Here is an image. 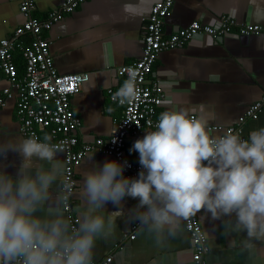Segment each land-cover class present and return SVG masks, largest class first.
<instances>
[{"label":"clouds","instance_id":"clouds-1","mask_svg":"<svg viewBox=\"0 0 264 264\" xmlns=\"http://www.w3.org/2000/svg\"><path fill=\"white\" fill-rule=\"evenodd\" d=\"M136 79L130 69L113 99L135 101ZM208 126L203 105L163 111L155 130L129 149L139 154L137 178L124 175L127 161L101 166L92 157L78 191L50 136L0 143V264H93L96 242L114 235L125 198L138 201L129 222L146 228L157 245L200 213L221 221L230 248L264 264V126L247 139L234 131L213 136ZM73 195L80 201L77 227L63 211Z\"/></svg>","mask_w":264,"mask_h":264},{"label":"crops","instance_id":"crops-1","mask_svg":"<svg viewBox=\"0 0 264 264\" xmlns=\"http://www.w3.org/2000/svg\"><path fill=\"white\" fill-rule=\"evenodd\" d=\"M61 1L35 0L33 13L44 17ZM155 1L86 0L44 33L52 41L50 52L58 73H89V80L70 98L71 107L81 121L78 128L81 140L107 138L113 132L114 119L122 115V107L109 100L107 88L118 90L126 79L119 77L116 69L141 57L143 18L150 13ZM223 14L231 15L239 24L261 25L264 30V0H174L172 14L165 20L163 29L169 34L192 20L213 23ZM22 21L17 0H0V40L10 37ZM17 57L19 61L21 57L18 54ZM152 73L150 81H157L164 90L160 110L203 105L209 124H234L263 94L264 34H228L216 41L206 35H196L182 47L160 52ZM18 74L23 75L22 66ZM12 84L0 75V98L4 100V105L0 106V143L25 138L16 114L17 89ZM4 88H9L10 97L3 93ZM259 126H264V111L256 119L246 120L243 132L248 136ZM150 130L154 129L126 138L124 153L129 159L139 161V154L129 149ZM92 157L101 166L105 160L112 161L105 154H86L75 168L74 191L79 190L84 174L91 170ZM9 159L15 157L10 154ZM59 159L64 162V152ZM8 171L13 173L14 169ZM71 199V213L77 217L80 201L76 195ZM137 203L125 198L124 215L117 220L114 235L107 240H97L93 260L111 255L109 264H194V247L184 222L178 235L167 239L163 245H157L152 234L140 225L134 231L135 237L129 238L131 226L136 222H129L128 209ZM106 207L109 211L115 210L111 203ZM197 216L204 233L208 234V252L203 256L205 264H251L245 254L228 246L229 237L221 221H210L200 213Z\"/></svg>","mask_w":264,"mask_h":264},{"label":"built area","instance_id":"built-area-1","mask_svg":"<svg viewBox=\"0 0 264 264\" xmlns=\"http://www.w3.org/2000/svg\"><path fill=\"white\" fill-rule=\"evenodd\" d=\"M86 0H62L56 7L47 11L44 17L34 15L35 0H17L19 11L23 16L22 23L15 28L8 38L0 40V75H4L16 86V114L19 128L23 136L43 138L50 136L53 144L61 145L64 152L65 177L76 186L75 168L88 153H99L109 156L112 161L127 165L124 169L126 177H138L142 170L139 161L129 159L124 153L126 138L137 135L146 129H154L160 107L164 98V90L157 81H150L153 64L157 55L164 51L179 48L188 43L196 35H206L213 41L220 40L224 35H260L264 34L261 25L254 23L239 24L231 15L223 14L213 23H202L192 20L184 27H178L166 34L163 27L165 20L172 14L174 0H156L150 13L143 18L142 55L137 60L119 66L116 74L126 80L129 70L137 74L136 86L138 97L131 103L120 104L113 99L117 90L109 87V100L122 107V115L114 119V129L107 138H94L86 142L78 134L80 118L74 113L70 98L77 94L83 84L89 80L88 72L58 73L50 52L52 41L44 33L59 22L65 15L75 11ZM19 53L23 63V75L19 76L15 54ZM3 93L10 97L9 88ZM4 100L0 98V106ZM264 111V91L261 97L251 103L238 121L231 125L209 124L208 131L213 136L234 131L247 139L243 132V123L248 119H256ZM218 133L217 135L214 133ZM115 140V143H113ZM63 210L68 221L77 227L78 218L71 213L72 199L64 204ZM139 224L131 226L132 234ZM189 232L194 252V264H205L203 256L208 252L206 236L200 225L198 216L184 222ZM111 255L93 264H109Z\"/></svg>","mask_w":264,"mask_h":264},{"label":"trees","instance_id":"trees-1","mask_svg":"<svg viewBox=\"0 0 264 264\" xmlns=\"http://www.w3.org/2000/svg\"><path fill=\"white\" fill-rule=\"evenodd\" d=\"M17 54L19 56V53H16L15 54V60L17 62L18 69H21V66H22V71H24V63H23V61L21 59L18 61ZM19 58H20V56H19ZM20 61H22V63H20Z\"/></svg>","mask_w":264,"mask_h":264}]
</instances>
